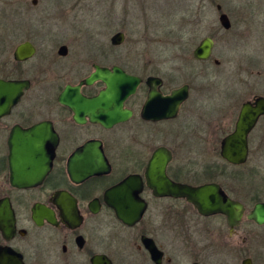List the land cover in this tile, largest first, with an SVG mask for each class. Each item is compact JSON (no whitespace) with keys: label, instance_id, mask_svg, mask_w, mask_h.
<instances>
[{"label":"flooded vegetation","instance_id":"obj_1","mask_svg":"<svg viewBox=\"0 0 264 264\" xmlns=\"http://www.w3.org/2000/svg\"><path fill=\"white\" fill-rule=\"evenodd\" d=\"M27 30L21 24L15 28L16 37H25L12 40L9 56L0 55V80L20 87L16 103H0V264H264V224L250 218L264 204V162L242 168L252 154L264 160V115L247 135V162L233 165L222 157L223 142L236 131L244 104L256 107L255 100L264 97L263 73H252V96L234 105L227 113L230 125L219 128L223 165L175 166L173 149L160 142L162 127L175 135L191 98L190 84L178 114L159 119L171 113L164 98L185 86H175L172 72L143 60L131 63L123 44L112 43L113 36L110 46L99 47L91 40L86 45L35 40ZM27 44L35 53L19 60L17 49ZM212 59L194 58L203 64ZM115 67L140 79L118 111L131 115L116 123L112 103H93L107 84L86 83L98 69L113 74ZM153 90L159 94L153 106L157 113L147 118ZM161 148L171 154L166 174L172 182L217 185L225 198L243 207L236 226L223 214L203 215L186 197L159 195L148 185L149 162ZM129 178L135 185L120 196ZM121 197L144 207L137 223L118 218L113 205Z\"/></svg>","mask_w":264,"mask_h":264},{"label":"rangeland","instance_id":"obj_2","mask_svg":"<svg viewBox=\"0 0 264 264\" xmlns=\"http://www.w3.org/2000/svg\"><path fill=\"white\" fill-rule=\"evenodd\" d=\"M217 5L229 16L230 31L221 27ZM20 24L32 39L81 42L75 45L91 40L110 46L111 37L123 33L121 49L131 63L143 60L172 72L177 87L190 84L191 98L175 135L162 127L160 142L173 149L175 166L223 165L219 128L230 125L227 113L234 105L252 96V73L264 75V0H0L1 56L10 55L13 39L25 37L19 31L15 36ZM207 37L215 43L213 59L203 64L194 61L193 52ZM260 161L252 154L242 168Z\"/></svg>","mask_w":264,"mask_h":264},{"label":"water","instance_id":"obj_3","mask_svg":"<svg viewBox=\"0 0 264 264\" xmlns=\"http://www.w3.org/2000/svg\"><path fill=\"white\" fill-rule=\"evenodd\" d=\"M36 3L37 2L34 1V4ZM216 8L218 12H220L219 23L221 27L225 31H230L232 29V22L229 16L222 11L223 8L221 5H217ZM124 40L125 35L123 33H117L112 37V43L114 45H121ZM214 44V40L210 37L203 39L194 50L193 57L198 61L209 60L213 55ZM65 49L66 47H62L60 53ZM34 53L35 49L33 46L30 44L22 45L17 49L16 57L19 60H24L33 56ZM215 63L216 65H221L219 60H215ZM97 79L104 81L108 89L105 94L101 95L96 101H93V103H112L115 109L114 123L128 119L131 115L130 112L122 113L118 111L123 106L124 101L136 92L140 84V79L121 72L117 67L114 68L113 74L98 69L97 73L89 78L86 83L91 84ZM19 89L20 87L14 83L0 80V103H16L20 98ZM188 96V85L175 90L171 96L164 98L166 103L172 105L170 109L171 113L156 118L175 117L178 114L180 106L186 101ZM157 98H159V94L153 90L149 95V101L145 109L147 118H151L149 116L151 112L157 113V108L153 107L156 104ZM61 102L65 101L61 99ZM255 104L256 107H252L251 103L244 104L236 131L223 142L222 157L230 164L242 165L248 160L249 147L247 135L253 129L259 117L264 115V97L257 98ZM170 160L171 154L166 149L161 148L154 153L149 162L146 173L147 183L157 194L186 197L189 202L193 203L196 208H198L201 214H223L228 218L231 226L237 225L243 213V207L241 205L225 198L217 185L211 184L193 188L172 182L166 174V167ZM134 185V179L129 178L121 185L118 194H120V196H126ZM113 208L118 218L127 225L137 223L144 210L142 205L135 204L132 200L123 197L120 198V202L113 205ZM250 218L255 219L259 224H264V204H258L251 213Z\"/></svg>","mask_w":264,"mask_h":264},{"label":"trees","instance_id":"obj_4","mask_svg":"<svg viewBox=\"0 0 264 264\" xmlns=\"http://www.w3.org/2000/svg\"><path fill=\"white\" fill-rule=\"evenodd\" d=\"M193 59H194V57H193ZM195 61V60H194Z\"/></svg>","mask_w":264,"mask_h":264}]
</instances>
